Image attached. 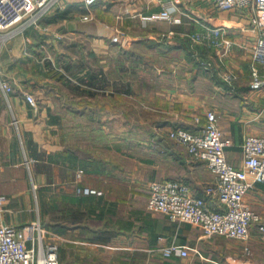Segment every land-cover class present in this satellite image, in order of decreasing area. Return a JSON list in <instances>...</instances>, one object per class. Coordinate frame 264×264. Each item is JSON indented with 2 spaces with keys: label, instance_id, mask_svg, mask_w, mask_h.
I'll return each mask as SVG.
<instances>
[{
  "label": "crops",
  "instance_id": "1",
  "mask_svg": "<svg viewBox=\"0 0 264 264\" xmlns=\"http://www.w3.org/2000/svg\"><path fill=\"white\" fill-rule=\"evenodd\" d=\"M87 12L121 41L97 34ZM253 12L213 0H58L38 25L0 40V223L39 221L58 238L59 264H264V180L245 193L261 216L246 240L147 207L151 181L177 179L218 208L214 175L169 128L200 133L213 110L236 168L243 138L264 133V85L251 86L252 66L264 78L249 54L255 35L228 30L223 56L187 35L215 16ZM170 243L187 256H163Z\"/></svg>",
  "mask_w": 264,
  "mask_h": 264
},
{
  "label": "built area",
  "instance_id": "2",
  "mask_svg": "<svg viewBox=\"0 0 264 264\" xmlns=\"http://www.w3.org/2000/svg\"><path fill=\"white\" fill-rule=\"evenodd\" d=\"M97 0H84L91 6ZM58 0H0V40L8 39L31 26L39 24L43 16L56 5ZM219 10L251 7L254 12L249 21L228 16H215L203 28L188 33V38L198 44L214 48L225 55L232 40L226 37L228 30H242L254 34L250 43V58L264 65V0H213ZM167 16L169 11L160 12ZM83 19H92L97 34L107 36L111 42H120L118 28L89 12ZM251 86L264 85V78L258 76V69L252 66ZM6 89L10 85L1 82ZM27 101L37 110L38 101L33 93H25ZM170 138L184 145L195 159L205 161L206 167L214 175L213 192L218 199V208H213L203 197L195 195L189 185L181 180H154L149 183L147 207L152 211L165 213L171 219L188 221L201 228L204 234H222L239 240L249 237L252 222L260 220L245 200V193L255 181L264 180V133L247 134L243 138V163L241 167L230 165L224 154V146L230 143L221 137V130L213 110L206 112V123L200 133L175 126L167 130ZM85 193H101L92 187H84ZM263 229V226L260 225ZM34 245L28 246L27 242ZM58 238L44 232L39 221L21 225L0 223V264H59ZM163 256H187L185 245L170 243L161 249Z\"/></svg>",
  "mask_w": 264,
  "mask_h": 264
},
{
  "label": "rangeland",
  "instance_id": "3",
  "mask_svg": "<svg viewBox=\"0 0 264 264\" xmlns=\"http://www.w3.org/2000/svg\"><path fill=\"white\" fill-rule=\"evenodd\" d=\"M57 3H58V2H57ZM57 3H56V4H57ZM19 33H21V32H19ZM19 33H17V34H19ZM17 34H16V35H17ZM36 98H37V97H36ZM37 101H38V100H37Z\"/></svg>",
  "mask_w": 264,
  "mask_h": 264
},
{
  "label": "trees",
  "instance_id": "4",
  "mask_svg": "<svg viewBox=\"0 0 264 264\" xmlns=\"http://www.w3.org/2000/svg\"><path fill=\"white\" fill-rule=\"evenodd\" d=\"M31 105V104H30Z\"/></svg>",
  "mask_w": 264,
  "mask_h": 264
}]
</instances>
